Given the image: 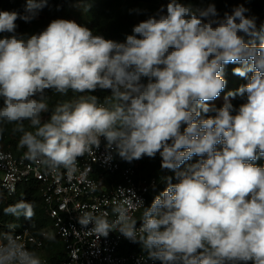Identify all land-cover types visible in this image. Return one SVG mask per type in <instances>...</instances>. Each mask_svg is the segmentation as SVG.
<instances>
[{
	"label": "clouds",
	"instance_id": "clouds-1",
	"mask_svg": "<svg viewBox=\"0 0 264 264\" xmlns=\"http://www.w3.org/2000/svg\"><path fill=\"white\" fill-rule=\"evenodd\" d=\"M47 3L0 11V136L12 125L24 159L69 177L102 140L105 162L113 151L129 163L159 156L170 174L150 205L126 189L115 219L80 213L82 231H118L157 264H264V23L243 3L221 15L214 2L168 0L123 42L64 18L19 33L17 20L32 22ZM230 64L246 83L217 107ZM3 214L32 220L35 203ZM15 229L0 230V264H46Z\"/></svg>",
	"mask_w": 264,
	"mask_h": 264
},
{
	"label": "built area",
	"instance_id": "built-area-1",
	"mask_svg": "<svg viewBox=\"0 0 264 264\" xmlns=\"http://www.w3.org/2000/svg\"><path fill=\"white\" fill-rule=\"evenodd\" d=\"M0 153L5 155L0 159V186L6 194H16L20 185L30 181L39 184L45 213L52 221L51 228L44 233H53L65 243L66 257L60 264H157L147 255L129 251L138 243L131 242L118 231L97 239L83 232L77 222V217L85 210L115 219L113 207L129 198L126 189L135 192L146 206L150 193L159 185L156 179L141 178L136 168L122 169L114 151L111 161L105 162L108 150L103 140L94 154L80 158L79 170L72 177L63 169L56 174L50 173L43 165L24 159L23 153L1 149ZM139 212L134 211V215ZM15 231L30 248L42 251L43 241L30 229Z\"/></svg>",
	"mask_w": 264,
	"mask_h": 264
},
{
	"label": "trees",
	"instance_id": "trees-1",
	"mask_svg": "<svg viewBox=\"0 0 264 264\" xmlns=\"http://www.w3.org/2000/svg\"><path fill=\"white\" fill-rule=\"evenodd\" d=\"M168 0H48L47 6L44 7L38 14L37 18L30 23H25L22 20H17L19 33H34L44 29L47 24L57 18L71 19L74 17L73 9L74 3L88 4L89 8L85 15V20L81 25L87 26L99 34L104 35L108 39L123 42L126 35L131 34L133 25L139 21L147 18L157 12L162 5H166ZM195 6H206L209 2H214L221 15L225 11L231 9L237 4L243 3L245 7L250 9L255 17H257V25L264 23V0H190ZM26 0H0V11H15L19 14H25ZM131 10H139V13ZM81 19V17H79ZM238 65H227L224 71L227 86L221 97L230 90L237 89L241 84L246 83L245 80L233 74L232 69ZM103 97L107 93L97 91L95 93ZM69 97L53 96L50 103L55 104L61 99H68ZM224 100V99H223ZM223 100L215 105L217 107L223 104ZM241 98H236L232 101L234 105H239ZM12 125H7L3 135L0 136V149L3 151H11L15 154L23 153L25 150L18 148L19 134H13ZM117 160L122 169L136 168L138 175L147 180L156 179L159 183L158 187L152 191L148 197L147 205H150L153 198L163 190L165 184L163 182L164 176L170 173L163 172L160 167V157L155 159L143 158L131 163L122 160L117 155ZM264 164V159L258 161ZM20 199L32 201L35 203V216L32 220L22 222L23 217L18 220L11 216H5L3 209L9 204H13ZM141 212L136 215L138 219ZM9 223L15 224L16 229H30L34 235L41 239L44 243L42 251L45 249L51 264H60L66 257L65 243L62 239L55 236V241H49L41 235L48 228H51L52 221L45 213V207L41 196L40 186L36 181H30L19 186L16 194L9 196L0 186V229L8 226ZM21 225V226H20ZM129 251L135 253H147L142 249L141 245L132 246ZM41 253V252H40Z\"/></svg>",
	"mask_w": 264,
	"mask_h": 264
},
{
	"label": "rangeland",
	"instance_id": "rangeland-1",
	"mask_svg": "<svg viewBox=\"0 0 264 264\" xmlns=\"http://www.w3.org/2000/svg\"><path fill=\"white\" fill-rule=\"evenodd\" d=\"M71 8L73 9V14L74 17L72 18V20H75L77 23L82 24V21L85 20V15L86 12L89 8L88 4H84V3H74L72 4ZM250 15H253L252 13H250ZM79 17H81V19H79ZM224 98L220 96L219 99H217L216 101H214V103H218L220 100L222 101ZM1 178V175H0ZM26 219H23L22 222H25ZM21 226V225H20ZM49 234H53V233H49ZM41 256L45 261L49 260L48 254L46 253L45 249L43 251H41Z\"/></svg>",
	"mask_w": 264,
	"mask_h": 264
},
{
	"label": "crops",
	"instance_id": "crops-1",
	"mask_svg": "<svg viewBox=\"0 0 264 264\" xmlns=\"http://www.w3.org/2000/svg\"><path fill=\"white\" fill-rule=\"evenodd\" d=\"M51 264V263H50Z\"/></svg>",
	"mask_w": 264,
	"mask_h": 264
}]
</instances>
